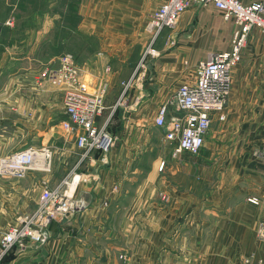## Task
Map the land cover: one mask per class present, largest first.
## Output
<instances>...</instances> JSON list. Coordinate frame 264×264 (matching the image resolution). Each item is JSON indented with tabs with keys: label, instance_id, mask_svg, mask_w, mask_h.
Here are the masks:
<instances>
[{
	"label": "crops",
	"instance_id": "0c3cea01",
	"mask_svg": "<svg viewBox=\"0 0 264 264\" xmlns=\"http://www.w3.org/2000/svg\"><path fill=\"white\" fill-rule=\"evenodd\" d=\"M73 2L59 7L57 31L52 26L55 6L51 0H0V51L72 55L87 71L93 88L96 73L110 66L102 123L120 99L122 83L134 76L143 59L149 17L165 0ZM30 19L32 23H24ZM236 29L235 23L209 5L190 8L175 29L162 32L154 47L156 57L149 60L137 89L129 93L130 106L115 114L113 134L118 141L106 161L95 155L80 162L82 151L63 124L67 115L62 93L39 101L30 94L14 98L15 110L27 120V128L13 126L11 140L16 141L0 143V157L58 142L54 171L58 166L64 173L59 181L54 173L43 172L23 180L0 176V239L19 218L35 211L45 181L57 186L75 171L82 175L76 195L89 205L53 222L48 242L16 249L5 264H120L119 255L127 256L128 264H260L263 259L255 252L259 242L248 241L245 234L256 232L264 216V43L260 32L253 31L250 47L233 71L225 120L215 117L205 140L204 149L220 159L189 161L183 159L188 153L175 155L173 145L153 125L160 107L210 53L231 50ZM9 82L15 84V80ZM174 112L171 108V113L179 115ZM38 119L47 125L37 128ZM255 199L258 204L250 202Z\"/></svg>",
	"mask_w": 264,
	"mask_h": 264
},
{
	"label": "built area",
	"instance_id": "2783aa9c",
	"mask_svg": "<svg viewBox=\"0 0 264 264\" xmlns=\"http://www.w3.org/2000/svg\"><path fill=\"white\" fill-rule=\"evenodd\" d=\"M214 5L224 18L237 26L232 39L231 50L210 53L201 62L194 75L183 83L169 102L160 107L153 125L161 130L164 139L173 145L175 155L188 153L198 156L205 146V140L213 127L214 118L225 120L224 111L232 91V73L242 62L243 53L249 48L253 31L260 32L264 43V2L245 4L241 0H165L150 15L146 30L149 44L137 72L128 82H124L123 92L112 115L121 106L127 108L125 95L137 84L136 81L146 71L151 58L156 57L155 44L165 29L173 30L183 14L192 7L204 8ZM112 69L106 68L98 75L96 87L86 79L84 69L72 55H65L57 66L46 68L43 80L63 93L67 121L64 126L71 127L77 148L82 151L81 161L91 159L99 153L103 161L115 147L118 138L109 131L108 123L99 120L106 110L105 100L109 93L108 76ZM174 109L175 115L171 113ZM51 147L26 149L15 152L0 160V176L25 179L34 172L52 171ZM164 168V165H163ZM82 175L70 172L56 187L43 182V191L35 211L18 220L0 240V259L15 248L23 249L25 243L38 246L47 242L48 226L54 220L65 219L88 206L84 199L76 195ZM258 204V200H251ZM258 237L264 238V222L257 229ZM34 244V245H35ZM123 264L128 260L125 255ZM250 261H247L249 263Z\"/></svg>",
	"mask_w": 264,
	"mask_h": 264
},
{
	"label": "rangeland",
	"instance_id": "374dc122",
	"mask_svg": "<svg viewBox=\"0 0 264 264\" xmlns=\"http://www.w3.org/2000/svg\"><path fill=\"white\" fill-rule=\"evenodd\" d=\"M51 1L53 2L52 5L55 6V8H54L55 12H53V15H52V18H53V25L52 26H53V28L55 27L56 30L58 31V27L60 25V18L58 17V15H60L59 13L61 11L59 9V7H62L61 5H66V3L69 4L70 1H74L73 3H75L74 5H76V2L78 3L79 0H51ZM39 8L40 7H38L36 9L37 13L39 12ZM32 22H33L32 19H30L28 21L24 20V23H32ZM19 34L22 36L25 33H23L21 31V32H19ZM53 34H54V32H53ZM3 42L5 44L4 40H3ZM147 43L149 44L148 41H147ZM0 44H1V41H0ZM0 50H1V48H0ZM34 52H36V53H34ZM57 53L58 52H56V54ZM54 54L55 53L44 55V54H42V51L41 52H39V51H0V143H2V144L8 143V145H9V144H13L16 141L15 137H14L13 141L11 140L13 138L12 134H13V132H15V127H13V126L19 127L22 131L26 130V128H27V126H26L27 120L24 121V120L20 119V117H19L20 115L18 114L19 112L15 110V107L17 106V104L14 105L15 102H13V101L18 96H20L21 98L22 97L27 98V95L30 94V96L34 95V98H36L37 101H39V99L40 98L42 99L43 97H45V98L50 97V96H60L61 97V95L63 94L60 90L50 86V84L46 80L42 79L43 72L45 71V69L49 68V67L57 66L59 63V60L63 57V56H57ZM139 64H138L135 72H137ZM108 67H110V66H106L104 69L97 72L95 78L98 80L99 73L103 72ZM30 70H33V71H30ZM84 71L87 75V71L85 69H84ZM28 75H30V76H28ZM232 78H233V73H232ZM10 80H15V84L10 83L9 82ZM29 80L31 82H33V84L31 82H28ZM19 81H22V83L19 84ZM87 81L90 83V80H87ZM97 82L98 81H96V83ZM126 82H128V81H126ZM136 82H138V81H136ZM28 83L30 85L34 86V87L32 86L33 89L30 87H27L29 85ZM90 84L92 85V83H90ZM109 84H110V81H109ZM135 87L136 86H134L130 91H132V90L135 91V89H137ZM122 88H123V86H122ZM109 90H110V87H109ZM130 91L125 95V97H124L125 100L123 99V101H126V103L128 102V96H129ZM118 102H119V100H118ZM118 102L116 103V105L118 104ZM128 104H129V102L127 103V106H130ZM122 109L123 108L121 106H119L113 115L111 113V116L102 122L103 124L105 122L108 123L109 131L111 133H113V128L116 126L115 114L119 110H122ZM13 122H17L18 124L13 125ZM64 122H66V121H64ZM64 122H63V124H64ZM99 122H100V120H99ZM35 123H36V127L39 129H41L43 127V125L46 124V122L44 120H39V119L36 120ZM102 123H100V124H102ZM65 128H66V130H68V132L70 134L71 130H72L71 127L66 126ZM71 134L70 135L73 137V139L76 143L74 134L73 133H71ZM21 137H22V135L20 136V140H22ZM167 144H168V142H167ZM47 146L51 147V152L53 154V158H52V171L50 173H45V174H51V173L53 174L54 173V176H53L54 180L59 181V179L61 178L64 171L62 168L60 169L58 166H57L56 170L54 171V166H55L56 161L59 162V155H58V150H57L58 149V142L50 143ZM204 147L198 156H194V155L190 156L191 155L190 154V155H185L187 157L183 158V159H187L189 161L190 160L196 161L198 159H203L205 157L207 159L212 160V161L220 159L217 154L215 156H211L212 152L210 153L209 150H206V148L204 149ZM167 154H168V152L166 153V155ZM9 155H11V154H9ZM97 155H96V157L95 156L94 157L95 158L100 157L99 153ZM6 156H8V154H5V156H1L0 160L5 158ZM54 187H56V186H53V188ZM39 199H40V197H39ZM86 203L88 206L89 204L87 201H86ZM262 218H264V216L261 217L259 223L264 222L262 220ZM61 220H63V219H61ZM55 221H59V220L52 221L50 223V225L47 227L48 230H49L51 224ZM11 227H13V226H11ZM245 234L247 236L246 239H248V241L249 240L252 241V239H253V241L259 242V248L255 245L256 246L255 252L259 253L260 260H262V259L264 260V238L258 237L257 231L256 232L254 231L253 233L246 232ZM48 241H49V236H48L47 242ZM25 244H26L25 247L23 249H20V250L26 249V247H28L29 245H33V246L38 247V244H35V243H28L27 242ZM249 251H251L250 248H249ZM120 256L121 255H119V259H120ZM1 259H0V261H1ZM263 260L260 261V264H263ZM120 261H121L120 264H123V261L121 259H120ZM127 264H128V262H127Z\"/></svg>",
	"mask_w": 264,
	"mask_h": 264
},
{
	"label": "trees",
	"instance_id": "16d2710c",
	"mask_svg": "<svg viewBox=\"0 0 264 264\" xmlns=\"http://www.w3.org/2000/svg\"><path fill=\"white\" fill-rule=\"evenodd\" d=\"M18 248H15L12 252H10L9 254H7L6 256H4L1 261L0 264H5L6 262H8L11 259L12 254L15 252V250Z\"/></svg>",
	"mask_w": 264,
	"mask_h": 264
}]
</instances>
